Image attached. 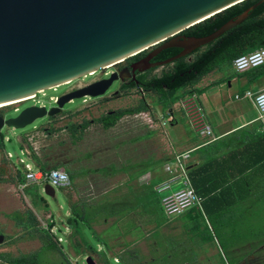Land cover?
<instances>
[{
  "label": "rangeland",
  "instance_id": "rangeland-1",
  "mask_svg": "<svg viewBox=\"0 0 264 264\" xmlns=\"http://www.w3.org/2000/svg\"><path fill=\"white\" fill-rule=\"evenodd\" d=\"M169 68L171 67L165 64L156 67L151 74H161ZM105 69H108V65L102 71ZM102 71L82 76L55 89L39 91L36 97L33 95L29 99L0 106V109L9 108L11 111L16 108L22 109L34 103L35 99L40 100V105L45 104L50 108L54 105L57 96L66 94L74 86H80L97 78ZM232 72L235 76L225 81V77ZM236 73L233 67L226 70L217 69L205 76L196 85V87L208 88L202 95L198 92L189 93L174 104L172 109L177 123H172L168 118L171 114L170 110L166 112L162 110L157 93L140 91L138 88L118 90V85L115 83L102 96H86L70 101L65 105L64 112L58 114L54 120L46 116L24 128L5 126L1 129L5 134V148L0 150V164L5 168L8 176L15 175L19 170L22 171L23 161L37 164L31 156L35 153L38 156L42 155L41 160L46 162L49 160L48 168L57 165L65 167L67 171L71 169L76 181H72V186L69 188H57L55 197L45 192L44 183L36 186L28 184L21 190L16 182H1L0 235L4 237L0 243V253L20 255L38 251L43 246L37 231L30 232L17 225L14 218L17 211L22 214L28 208L33 209L44 228L48 226L46 217L50 218L53 214L56 222L54 231L58 233L56 236L64 237L65 234L71 233L67 223V218L72 212L70 206L81 214L84 212L88 217L84 199L89 198L90 203L96 201L94 208L91 207L89 210H97V200L101 198L103 190L101 175L105 178L112 176V173L125 172L133 180L139 175H144L142 177L149 176L155 179L153 184L157 179L168 181L178 176L170 173L167 165L173 164V168L177 170L174 164L175 155L186 151V147L192 146L193 142L204 139L193 123L192 111L187 107V103L188 106L190 104L201 106L205 120L214 126L216 132L230 128L256 113V107L252 108L248 98H237L236 95H243L239 94V91L244 89L251 88L254 91L263 89L264 75L255 82L244 83L247 77H241ZM144 97L149 103V110L126 115L108 129L96 121L111 110L136 106ZM245 103L248 104V108L240 109V105ZM85 120L91 121L85 131L81 130V127H77L78 130L70 128L71 125L72 127L79 125ZM51 128L53 133L50 131L47 133L46 131ZM81 131L83 141L75 143L81 136ZM121 181L124 182L122 179ZM182 187L181 180L172 183V190ZM158 195L161 197L160 193H156L152 198L156 199ZM260 197L263 198L257 200V203L256 199L253 200V204L251 202L253 211L250 219L245 222L231 221L232 229L228 230H225L221 224L212 223L201 208L188 210L182 215L169 216L157 201L148 210L149 216L155 218L157 223L155 227L152 226L150 235L139 241L135 253H118L119 250H115L121 261H115L114 255H110L109 262L111 264H224L225 261L229 264L255 263L256 257L262 254L256 250L264 245V194ZM79 201L81 203H77ZM94 227L100 231L105 224L98 220L94 222ZM133 232L144 236L150 231L134 228ZM110 241L118 242L112 237ZM62 243L73 264H88V255L94 256L98 264H104L98 254L77 255L71 247L67 248V241ZM43 252V264H65L57 251ZM250 254L252 256L249 257Z\"/></svg>",
  "mask_w": 264,
  "mask_h": 264
},
{
  "label": "water",
  "instance_id": "water-1",
  "mask_svg": "<svg viewBox=\"0 0 264 264\" xmlns=\"http://www.w3.org/2000/svg\"><path fill=\"white\" fill-rule=\"evenodd\" d=\"M243 0H0V103L37 94L93 74L159 44L141 60V71L193 53L242 23L258 0L205 36L179 34ZM179 34V35H177ZM170 47L181 51L151 62ZM147 63L146 65H144ZM111 75L59 97L57 104L30 105L17 116L0 115V129L24 128L39 118L64 112L70 101L106 94ZM0 164V168H1ZM51 197L56 189L44 186ZM0 235V243L3 241ZM88 264H98L93 256Z\"/></svg>",
  "mask_w": 264,
  "mask_h": 264
},
{
  "label": "trees",
  "instance_id": "trees-1",
  "mask_svg": "<svg viewBox=\"0 0 264 264\" xmlns=\"http://www.w3.org/2000/svg\"><path fill=\"white\" fill-rule=\"evenodd\" d=\"M257 1L243 0L184 29L182 33L187 36L208 35L228 20L236 18ZM262 47H264V2L250 11V16L246 20L229 29L212 42L198 48L189 55L167 63L166 66L171 68L164 70L161 74H151L155 69L152 68L142 73L137 83L124 84L122 89L138 88L140 91L157 93L162 110L166 112L189 93H204L208 88L196 87V85L205 76L217 69L226 70L233 68L234 60L237 57ZM180 51L181 48L177 47L166 48L157 55V59L158 61L167 59ZM145 52L144 50L133 57L138 58ZM192 55H194L193 58H190ZM236 74L241 77L246 76L247 82H255L264 75V64L242 73L237 72ZM234 76L232 72L224 80L228 81ZM219 82L221 81L219 80ZM188 87H193V89H187ZM245 91L247 89H244L241 94H244ZM147 110H149V103L144 97L138 105L111 110L96 119V121H99L103 127L108 129L115 126L126 115L138 114ZM6 111L8 110L0 109V113ZM55 117L50 118L54 120ZM90 122L85 120L79 125H74L73 127L71 125L70 128L78 130L77 127H81L85 131ZM48 130L52 131L51 129ZM4 139L5 134L0 129V150L5 148ZM216 144L211 143L209 150L211 156L208 159L198 166L188 169L192 185L202 197L201 209L214 224L220 220L223 212L230 211L251 194L254 195L256 203L257 200L263 198L260 196L264 194V121H257L252 126L236 131L231 138L229 136L226 139H222L220 141L222 151L219 144H217L218 146ZM30 149L32 150V147ZM214 152L215 154H213ZM31 156L40 164L39 166L46 168V164L41 163L36 154ZM6 181H13L19 184L24 181V174L19 170L15 175L8 176L5 168L1 167L0 183ZM154 186L155 183L152 184L153 190ZM160 194L161 197L158 195L156 202L159 201L163 209L162 197L164 193ZM198 209L194 207L189 210ZM73 212L74 215L67 218V223L71 228V233L67 236V248L71 247L77 255L99 253L97 240L101 239V237L97 236V240H95L88 233L92 228V220L84 212L81 214L75 209H73ZM14 218L17 225L28 229L30 232L37 231L43 246L38 251L20 255L0 253L2 261L0 264H43V251L45 250L57 251L65 264H73L64 244L58 240V236L51 232V229L56 225L53 214L50 215V218L46 217L48 219L46 228L42 226V221L31 208H28L22 214L17 211L14 214ZM101 256L104 262H108L105 253H102ZM262 262L263 258L257 256L255 263L252 264H261Z\"/></svg>",
  "mask_w": 264,
  "mask_h": 264
},
{
  "label": "crops",
  "instance_id": "crops-1",
  "mask_svg": "<svg viewBox=\"0 0 264 264\" xmlns=\"http://www.w3.org/2000/svg\"><path fill=\"white\" fill-rule=\"evenodd\" d=\"M244 83H247V79L244 81ZM261 89H258L255 91H259ZM247 90L254 91V89H251V88ZM242 92L243 90L241 92L239 91V94H241ZM202 94L203 93L199 95H202ZM197 98H200V96ZM243 99H246V98H243ZM248 100L251 101L250 103L252 105V108L254 106L256 107L252 99L248 98ZM247 106H248L247 103H245V105H240V109L248 108ZM249 108L251 107L249 106ZM256 109L258 112L256 111L255 114L249 116L246 120L238 122L230 128H227V129L225 128L224 130H219L218 132H216L214 126H212L214 130L213 137L203 136L204 139H202L201 141L193 142L192 146L186 147L185 149L186 151H191V158L188 162V169L194 166H198L199 164L203 163L206 159H208V157L211 156V153L209 151L211 143L219 144L220 150L222 151L221 146H220V141L222 139H226L229 136L231 138V136H233V134L236 131H240L244 127L252 126L253 123L257 121H261L260 112L257 107ZM169 110L171 112L170 115H172L174 119V114H173L174 110L173 109H169ZM173 119H171L170 121L172 123H177L176 119H174L175 120L174 122H173ZM80 129L82 130V128ZM46 132L49 133V130ZM50 132L53 133L52 131ZM82 134L83 133L81 131V136L77 138V141H75V143L83 141ZM217 144L216 146H218ZM22 148L24 149L25 147H23L22 145ZM213 154H215V152ZM41 156L42 155H39V156L37 155V157L40 160L43 159ZM138 157L140 156L138 155ZM48 161L46 162L45 160H41V163H45L46 168H48L47 167L49 163ZM68 172L70 176L72 177V181L75 182L76 177H75L74 172L71 169H69ZM126 175L127 173L125 172L112 173V176L110 175L111 177L109 176L105 178H103V176L101 175V179H102L101 184H102L103 190H102L101 198L97 200L98 207L96 211L89 210L91 209V207L94 208V206L96 205L94 203H96V201H93L90 203L91 200L89 201V198L84 199V202L86 203L85 208L87 207V210H88L87 212L88 217H90V219L92 220V228L88 233L91 234V237L95 240H97V236L101 237V239L97 240V249L99 253H96V254L100 256L102 263L104 264H108V263L111 264L109 262L110 255H114L115 261H118V262L121 261V257L118 254H115V250H119L118 253L120 252L121 253L122 252L135 253V251H137V248H138L137 245L139 244V241L149 236L150 233L152 232V226L155 227L157 224L155 218L152 219V217L149 216L148 210L156 202V199L152 198L158 192L156 190V186L160 183H163L164 180L162 181V179H159V180L157 179L158 181L156 180L154 182L155 186L153 190L152 184L155 179H153L152 177H149V176L142 177L144 175H139L138 178L133 180V179H130L128 175L127 176ZM121 179L124 180V182H122ZM253 200H254V195L251 194L245 200L240 201V203L238 204L239 206L237 205L233 207L230 211L223 212L220 220L216 224H221V226H223L225 230H228V229H232L231 221H244V222L247 221L248 219H250V216L253 211V208L251 206V202L253 204ZM81 201L77 203H81ZM70 208L72 209V212H70L69 216H72L74 215V212H73L74 207L70 206ZM182 214H179V215H182ZM190 216L193 217L192 214ZM98 220L102 221V223L105 224V227L100 231H98L94 227V222ZM55 226L56 225H54V227ZM54 227L51 229V232L56 235L58 233L54 231ZM134 228L135 229L144 228L145 230L148 229L150 232H146L144 236H140L139 234H136L133 232ZM68 235L65 234L64 237L62 236L63 240H60L59 237L61 236H58V240L60 242L67 241ZM111 237L118 240V242L112 243L110 241ZM256 251H260L262 254H259L258 256L264 259V245L261 246L260 249H257ZM102 253L106 254L108 258V262L106 261L104 262V259L101 256ZM250 256H252V254H250L249 257ZM224 264H229V262L225 261Z\"/></svg>",
  "mask_w": 264,
  "mask_h": 264
},
{
  "label": "built area",
  "instance_id": "built-area-1",
  "mask_svg": "<svg viewBox=\"0 0 264 264\" xmlns=\"http://www.w3.org/2000/svg\"><path fill=\"white\" fill-rule=\"evenodd\" d=\"M263 64L264 47L237 57L234 60L233 67L236 72L242 73ZM236 97L252 99L260 112V119L264 121V89L259 91L247 90L243 95H236ZM187 107H189L192 111L193 123L198 132L202 136L213 137V127L209 122H207V120H205V115L201 112L203 110L202 107L197 104H190L188 106V103ZM168 118L171 120L173 119V116L170 115ZM27 151H29V149H27ZM9 156H11V153H9ZM190 158L191 151H184L176 154L174 157V164L178 171L173 168V164H168L167 169L170 173L174 175L178 174V176L173 177L171 180L164 181L156 186V190L159 193H164L162 197V205L164 211L169 216L182 214L194 207H202V197L195 190L189 177L188 162ZM23 163L22 172L24 174V181L18 184L21 190L28 184L36 186L40 183H49L55 189H66L72 186V178L69 172L63 167H51L44 169L32 161H23ZM177 180L182 181L183 187L178 190H172V183ZM167 190L170 191L167 192ZM59 239L63 240V237H59Z\"/></svg>",
  "mask_w": 264,
  "mask_h": 264
},
{
  "label": "flooded vegetation",
  "instance_id": "flooded-vegetation-1",
  "mask_svg": "<svg viewBox=\"0 0 264 264\" xmlns=\"http://www.w3.org/2000/svg\"><path fill=\"white\" fill-rule=\"evenodd\" d=\"M179 34L181 35L183 33L180 32ZM179 34H177V35H179ZM158 45L159 44L154 45V46L146 49L145 50L146 52L142 56H140L138 58H134L133 57L134 55H133V56H130V57H128V58H126V59H124V60H122L120 62H117V63H114L112 65H109L108 69H105L103 71H102V69H100V70L96 71L95 73L102 71V74H100L97 78H93L92 80L87 81V82H85L84 84H82L80 86L72 87L66 93L74 91V90L82 88V87H85V86H88V85H90V84H92L94 82H97L99 80L109 78L111 75H114V76L118 77V79L114 82V84L117 83L118 90L122 89L124 84H129V83H132V82H136L137 83L139 81V76L142 73L152 69V68H150V69L141 71L139 69L140 66H143V63H141V60L145 59L149 55V53L151 51H153ZM157 55L153 56V58L151 59V62L158 61ZM146 64L147 63H145L144 65H146ZM73 81H71V82H73ZM36 96H37V94L35 95V97ZM60 96L56 97V100H54V105L57 104V100L59 99ZM30 105H40V100L35 99L34 103L32 102L31 104L26 105L25 107H28ZM41 105H45V104H41ZM25 107H23L22 109L16 108V109H13V111L9 110V108H8L9 111L0 113V115H3L5 118H9V117H12V116H17ZM12 113H15V114H12ZM53 117H55V116H53Z\"/></svg>",
  "mask_w": 264,
  "mask_h": 264
},
{
  "label": "bare ground",
  "instance_id": "bare-ground-1",
  "mask_svg": "<svg viewBox=\"0 0 264 264\" xmlns=\"http://www.w3.org/2000/svg\"><path fill=\"white\" fill-rule=\"evenodd\" d=\"M33 95H35V94L29 95V96H25V97H21V98L15 99L13 101H5V102L0 103V106L12 104L14 102L25 100V99H29V98L33 97Z\"/></svg>",
  "mask_w": 264,
  "mask_h": 264
}]
</instances>
